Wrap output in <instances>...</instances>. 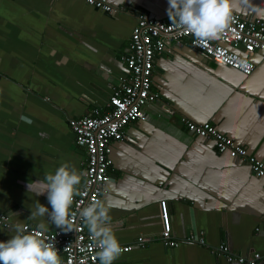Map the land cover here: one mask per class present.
<instances>
[{
    "label": "crops",
    "instance_id": "1",
    "mask_svg": "<svg viewBox=\"0 0 264 264\" xmlns=\"http://www.w3.org/2000/svg\"><path fill=\"white\" fill-rule=\"evenodd\" d=\"M106 1L128 10L109 14L85 0H0V212L10 219L0 241L15 235L17 223L57 228L47 215L30 217L38 202L51 206L46 192L28 191L29 182L68 163L82 183L86 154L69 119L109 109L110 94L128 76L123 56L138 11L170 21L168 0ZM232 4L244 17L264 19V0ZM253 59L245 75L186 40L155 55L157 99L112 143L111 179L101 193L120 245H132L113 264H246L211 252L220 244L244 258L257 252L255 264H264V178L181 121L210 122L264 162V59ZM162 201L174 246L161 238ZM199 232L205 245L186 239Z\"/></svg>",
    "mask_w": 264,
    "mask_h": 264
},
{
    "label": "built area",
    "instance_id": "2",
    "mask_svg": "<svg viewBox=\"0 0 264 264\" xmlns=\"http://www.w3.org/2000/svg\"><path fill=\"white\" fill-rule=\"evenodd\" d=\"M85 2L109 14H117L128 10L127 6H113L106 0H85ZM234 22L220 38L200 45L192 34L177 29L171 21L149 15L146 12L136 13V23L132 28L124 53V61L128 76L124 77L108 99L109 109L103 111L92 109L89 113L69 119L74 134L75 143L84 149L86 154L84 179L79 188L81 195L74 197L71 211L77 213L74 218V228L64 232L60 228L42 233L46 241L54 243L58 254L62 256V264H98L94 245L82 220L79 210L87 206L93 199L101 200L104 184L111 179L112 164L111 145L126 137L125 127L131 121L143 118L144 105L157 99V94L151 91V76L154 57L163 52L172 43L183 40L206 54L216 63L228 66L245 75L251 74L256 67L253 57L259 54L264 59V19L260 17H244L234 11ZM181 121L194 134L210 139L215 148L230 157L245 160L256 176L264 178V162L248 152L247 148L224 134L210 122H195L182 117ZM162 205V220L164 228L161 238L166 245H177L170 237L166 220L164 201ZM10 219L6 213L0 212V226H9ZM27 231L34 232L36 226L23 224ZM188 241L205 245L203 233L192 234ZM143 238L137 242L143 246ZM123 252L132 248L131 244L121 245ZM86 249V251H85ZM211 252L224 255L229 262L255 264L261 258L254 253L249 258L234 254L225 245H218Z\"/></svg>",
    "mask_w": 264,
    "mask_h": 264
},
{
    "label": "clouds",
    "instance_id": "3",
    "mask_svg": "<svg viewBox=\"0 0 264 264\" xmlns=\"http://www.w3.org/2000/svg\"><path fill=\"white\" fill-rule=\"evenodd\" d=\"M168 4L171 24L192 34L200 45L220 38L235 19L232 0H168ZM82 175L64 163L54 173L46 174L43 180L29 182L28 191H35L37 196L46 192L51 206L49 210L38 202L30 217L36 219L47 215L51 224L64 232L75 229L77 213L71 211V206L74 197L81 195L77 186L81 183ZM78 215L88 229L99 264H113L124 249L110 227L109 206L100 199H93L79 210ZM14 229L15 235L0 241V264H62L54 243L42 236L48 231L44 222L38 223L34 232L27 231L19 223L14 225Z\"/></svg>",
    "mask_w": 264,
    "mask_h": 264
}]
</instances>
